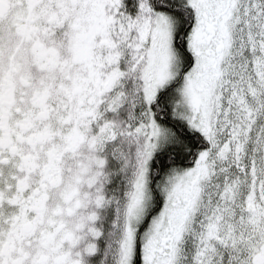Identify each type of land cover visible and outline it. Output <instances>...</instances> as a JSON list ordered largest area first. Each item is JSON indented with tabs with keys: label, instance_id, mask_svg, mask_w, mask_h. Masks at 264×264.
Segmentation results:
<instances>
[{
	"label": "snow or ice",
	"instance_id": "snow-or-ice-1",
	"mask_svg": "<svg viewBox=\"0 0 264 264\" xmlns=\"http://www.w3.org/2000/svg\"><path fill=\"white\" fill-rule=\"evenodd\" d=\"M0 264H264V0H0Z\"/></svg>",
	"mask_w": 264,
	"mask_h": 264
}]
</instances>
